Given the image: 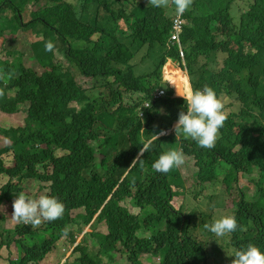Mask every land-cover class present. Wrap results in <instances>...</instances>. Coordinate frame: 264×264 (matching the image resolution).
I'll use <instances>...</instances> for the list:
<instances>
[{
  "label": "trees",
  "instance_id": "1",
  "mask_svg": "<svg viewBox=\"0 0 264 264\" xmlns=\"http://www.w3.org/2000/svg\"><path fill=\"white\" fill-rule=\"evenodd\" d=\"M28 7L30 18L25 20ZM175 15L174 5L156 8L140 0H0V35L8 55L0 57V110L14 114L28 103L23 125L0 128L10 141L0 147V173L9 176L0 193V206L22 190L20 183L25 178L51 182L50 188L66 206L62 218L49 222L45 230L37 232L24 225L29 231L23 238L17 241L9 236L5 246L18 243L21 254L20 261L9 264L39 260L64 233L76 241V234L65 232V225L72 222L82 232L92 216L83 219L78 213L72 218L70 212L84 205L94 210L117 184V197L105 206L99 220H110L118 228L134 217L123 204L128 197L134 206L145 204L146 219H152L163 201L166 223L157 225L165 228L162 242L173 240V247L177 239V260L167 256L164 264H186L185 254L192 248L187 239L197 242L193 237L197 225H192L195 214L190 211L184 216L169 203L174 195L183 194L184 182L176 176L175 168L176 175L162 177L167 189L163 188L152 167L162 153L175 146H163L158 139L141 157L143 164L133 165L120 182L142 141L170 126L186 107L182 97L172 96L173 90L163 78V66L169 58L183 61L181 45L188 68L202 65L211 70L212 81L195 80L194 88L212 86L222 91L225 100L227 120L220 128L217 146L205 149L184 142L185 152L197 151L200 170L196 173L202 189L211 191L224 182L226 190H231L240 172L255 183L251 197L243 188L238 190L231 214L238 228L220 239L221 244L231 253L250 243L264 252V0H193L182 15L186 25L181 45L171 38ZM20 29L32 35L24 50L18 47ZM8 34H12L9 39ZM48 42L53 44L51 51L46 50ZM141 52L149 54L151 65L144 73L136 72L133 63ZM211 53L224 56L218 70L209 60ZM75 72L95 79L96 84L90 89L83 87ZM166 75L183 93L184 85L176 77L181 78L168 68ZM195 76L192 72V78ZM159 88L165 89L164 95L153 99ZM230 99L237 104L236 109L231 108ZM148 100H152L151 108L140 109ZM95 140L102 143L99 148ZM219 148L221 152L216 154ZM101 152L114 160L97 163V153ZM4 154H12L16 164L6 166ZM255 171L261 174L251 177ZM146 180L150 185L141 188V194L131 191ZM123 209L126 214L121 213ZM3 222L0 217V231ZM48 232L52 239L45 240L44 250L37 248ZM103 247L107 245L103 243ZM78 248L83 254L73 264H101L100 259H91L85 240Z\"/></svg>",
  "mask_w": 264,
  "mask_h": 264
},
{
  "label": "clouds",
  "instance_id": "2",
  "mask_svg": "<svg viewBox=\"0 0 264 264\" xmlns=\"http://www.w3.org/2000/svg\"><path fill=\"white\" fill-rule=\"evenodd\" d=\"M140 1L143 3H147L148 1V4L156 8H168L174 5L176 15L173 17V31L171 38L173 40H176V42L181 45L180 37L186 25V20L184 19V17H182V15L190 9L191 5L193 4V0H144L145 2L143 0ZM177 20H181L182 26L178 30V38L174 39L173 35L176 32L175 24ZM148 45L151 46L152 44ZM45 47L46 50L51 51L53 48V44L51 42H48L46 43ZM180 50V53L183 57L182 62L175 61L172 58H169L168 60L179 62L181 66L180 72L185 76L186 84L189 86L188 88L186 85H184L186 93L178 92L177 94L179 96L174 95L175 87L177 88V86L174 85V83H172L167 77V72L164 68L168 60L163 66V78L165 83L172 88V96L182 97L186 103V107L184 109L181 108L179 114H176V117L170 126L163 127L157 133L151 134L150 138H147L146 140L142 141V147L140 148L137 157L133 160L132 165L127 169V171L121 175L120 182L124 180L129 169H131L133 165H135L136 163H140L141 165L143 164V159H141V157L145 152L149 151L151 145L158 139V142L162 141L163 146H175L172 147V149H170L169 151L162 153L152 165L155 171V177H157L162 183L163 188H166V186L162 182V177L167 176L168 178V176L171 174L176 175V173L173 171L175 168H178V174L176 176L180 179V181H183L185 185L182 170L179 168L185 163V158L186 161H189V158L195 160V164L198 166L197 171L200 170L199 164L197 163V159L195 157V153L197 151H194L192 154H188L187 152H185V141L188 140L192 145H196L197 147L205 149H213L218 144V140L221 135L220 128L223 127L224 122L227 120V114L224 110L225 100L222 101V91L214 89L212 86L209 85L204 86L202 89H195V85L193 83V81L195 80L212 81V77H210L209 75L211 70L209 68L204 69L202 65H196L193 69L188 68L186 60H184L185 53L182 45L180 47ZM141 54L148 58L149 54L144 52L139 53L137 56ZM211 54V57L215 56L214 53ZM211 57L209 58V60L216 67L215 62ZM135 58L133 59V63L135 64V69L137 72L138 67L134 62ZM143 66L147 67L144 70H139V73H144L142 71L146 72V70H149L151 68L149 60H147L146 64ZM192 72H195L197 76L192 78ZM164 92L165 89L163 88L157 89L153 92V99L162 97L164 95ZM0 95H3L2 91H0ZM140 95L143 96L144 94L141 93ZM151 101H144L143 106H141L140 109H143L144 107L151 108ZM232 105L236 107L234 104ZM160 112L163 113V109H160ZM143 129L144 126H142L139 131L143 132ZM256 135L258 136L259 133H256ZM174 138L178 142L172 141V139ZM168 142H175V144L170 145L167 144ZM220 152L221 148L216 150V154H219ZM144 170L147 171L146 168ZM149 185V180L142 181L139 182L136 187H133L131 191L133 193H140L141 188H147ZM118 188L119 184H117L110 192L105 194L104 202L97 206L94 210H89L85 205L83 209H77L79 210L78 213L82 214L83 219L89 216H92V219L86 225L83 226L82 232H80L81 236L79 240L78 236H76V241H71V243H69V241L63 239L65 233L60 237L59 240L65 242V245L67 246V250L65 252V260L61 264H67L69 258L73 255L77 254V257H80L83 254L81 249L78 248V246L83 240H85L86 243L89 245L91 259L93 260L98 258L101 260V264H103L105 258H109L112 261V259H115L118 254H120L121 256H125V258H127L126 261H128L129 264H138V261H140V264H148L146 259L143 257L144 255L154 256L156 258L154 264H164V259L167 256L174 257L177 260V239H175L173 247V240L168 243H163L162 237L164 233L163 230L165 228H158L157 226L159 224L166 223L167 206L163 201L160 204V210L158 215L152 219H146L147 210L145 204L141 207L134 206L131 202V197H128L123 204L133 215H135L134 217L122 223L118 228H116L115 223L111 222L110 220L107 221L105 218L99 220L100 215L105 206L117 197V193L119 191ZM170 189H168L166 192H169ZM50 190V193L42 194L38 198H33L23 191L19 192L17 197L13 201V212L11 215L12 219L16 223H22L23 227L25 225L26 228L30 229L38 228L43 222H53L57 219H61L66 206L60 198L56 197L58 196L55 195L56 192H54L51 188ZM175 196L176 195H174L171 200H169V203H171L172 205V200ZM174 208L176 211L182 212L184 216H186L190 211H192L195 215L197 212V208H193L190 211H183L181 208L176 209L175 206ZM121 213L126 214L127 211L123 209L121 210ZM231 214L222 215L219 218L214 219L212 223L208 221V224H206L205 227L215 236L222 239L224 236L235 232L238 228L237 219L235 215ZM210 217L211 213L208 214L207 218L209 219ZM94 219L95 221L93 224H95V230L91 234L94 236L95 239H92L94 240V243L93 245H90L88 243L89 239L86 238V233L84 231L85 228L89 226V224ZM102 223L105 224L107 227L106 232H103L98 229L99 225ZM74 225L75 224L70 222V226ZM32 230L39 232V229ZM49 235L50 232L49 234H45L41 241L48 240ZM51 239L52 236L49 240ZM59 240L56 239L55 241H53L50 244L49 249L51 250L52 245L55 246L57 241ZM187 240H190L192 242V248L187 254H185L184 263L186 264H203L204 261H208L210 258H212L213 262L211 264H264V252H262L261 249L255 244L250 243L244 248L233 250V252L231 253V250L228 248V246L222 245L220 242V245L209 253L206 251L205 247L201 242H196L191 239ZM103 243L107 245V248L103 247ZM95 244L97 245V247L95 246ZM56 249L60 248L58 247ZM202 249L203 251H205L204 254L202 252ZM29 250L34 252L33 247H30ZM44 258L45 257L43 256L40 259L43 260ZM16 261H20V256ZM31 261L36 262L38 260Z\"/></svg>",
  "mask_w": 264,
  "mask_h": 264
},
{
  "label": "rangeland",
  "instance_id": "3",
  "mask_svg": "<svg viewBox=\"0 0 264 264\" xmlns=\"http://www.w3.org/2000/svg\"><path fill=\"white\" fill-rule=\"evenodd\" d=\"M144 1V0H143ZM145 2V1H144ZM148 4V1H147ZM24 19L29 20L30 18V7L24 10ZM18 47L20 50L25 49L26 43H31L32 35L30 34L29 30H23L20 29L18 31ZM12 34H8L6 36L7 39L10 38ZM40 36V35H37ZM42 38V37H41ZM6 42L4 40V37L0 35V57L1 58H7L8 55L4 49V46L2 43ZM152 46V45H151ZM151 56L154 55L153 50L151 49ZM223 55H220V57L212 56L211 58L214 60L216 68L219 69L221 66H223ZM12 60V56L9 57ZM148 58L146 56H143L142 54L137 56L134 60V62L137 65V72L139 70L146 69L147 66H143L146 64V61ZM148 63V62H147ZM27 64V63H26ZM167 64V65H166ZM165 64L164 68L167 72V68L169 66L174 67L178 72L181 70V66L179 62L175 61H169ZM142 66V67H141ZM140 67V68H139ZM163 68V72H164ZM148 71V70H146ZM145 72V71H142ZM180 73V72H179ZM181 74V73H180ZM76 79L78 82L85 88L90 89L93 87L96 82L95 79L86 77L78 72H75ZM177 89V91H176ZM107 91V90H106ZM181 93L178 90V87H175V94L176 96H179L177 93ZM183 93H186V89H182ZM138 93H134L133 95H137ZM232 104H234L236 107H231L232 109L237 108V104L234 103L232 99ZM76 104V103H74ZM22 110L14 113V114H7L0 110V128L1 127H11V126H17L20 124H24L25 117L27 115V108L28 103L22 105ZM3 133H0V147H3L5 145H8L10 141L3 136ZM93 143H98L97 148H99L102 143L100 144V141H94ZM167 144L173 145L175 142H168ZM4 162L5 165L8 167L14 166L16 162L13 160L12 154H4ZM107 159V155L103 152L97 153L95 161L97 163H101L102 161ZM108 161L114 160V157H110L107 159ZM182 170V174L185 181V186L182 188L181 193L182 195H176L172 203L176 207V209H182L183 211H190L193 208H197L196 215L192 219V225L195 222L197 224L196 230L193 234V237L203 244L207 252H212L217 246L220 245V238L215 236L213 233H211L205 225L208 224V221L212 223L214 219L219 218L222 215H228L231 214L233 208H234V200L238 198V190L240 188H243L246 192V195L248 197H251L255 191V183L253 180H250L247 176L242 175L240 172L236 178V180L233 181V188L231 190H226L227 184L224 182H221L220 185L216 186L215 189L208 191L206 189H202L201 184L199 183L198 173L196 171L198 170V166L195 164V160L192 158H189V161H186L185 163L179 167ZM261 172H254V175H250L251 177L259 176ZM9 181V176L6 174L0 173V193L2 190V187ZM40 182L30 180L29 178H25L23 182H21V188L22 190L16 191L11 195V198L7 199V201L3 202L0 206V217L4 219L3 226L0 231V245L2 242L4 245L2 246L0 250V264H9V262L12 263V261H16L18 257L21 255L19 254V244L12 242L9 246H5L8 242L9 236H12L14 240L21 239L24 237V233L28 232L29 230L25 229L23 227L22 223H16L11 215L13 212V201L17 197L18 193L23 191L26 194L30 195L33 198H38L42 194H48L51 192L50 185L51 182H46V180L39 178ZM58 197V196H56ZM59 198V197H58ZM79 210H72L70 212V216L72 218H76ZM211 213V217L208 219V214ZM95 219L85 228L86 238L89 239L88 243L90 245H93L95 239L94 236L91 234L95 230V224H93ZM49 222H43L41 226L38 228H32V229H39V230H45L48 226ZM99 230L106 232L107 227L105 224H100L98 227ZM19 230L20 232L12 235L13 231ZM66 231H73L76 236H78V240L80 239V232L77 229L76 225L70 226L69 224L65 225L64 228ZM49 234V232H48ZM51 238V234L48 236V240ZM63 239L69 241L71 243V240L69 238V234L65 233ZM97 247V245L95 244ZM60 249H56V248ZM40 248L42 250L45 249V241H43L40 245ZM67 250V246L65 245V242H62L61 240L57 241L56 245H52V249L46 250L44 254V259H39L36 262H32L31 260L28 261V264H61L65 260V252ZM203 252V250H202ZM24 254V253H23ZM120 256V257H119ZM21 257V256H20ZM77 257L76 255H73L69 258L67 264H72L73 260ZM148 264H154L155 263V257L154 256H143ZM42 260V261H41ZM127 258L125 256H121L118 254V256L115 257V259H112V261L109 258H105L103 264H129L128 261H126ZM146 263V262H144ZM213 263L212 258H210L208 261H204L203 264Z\"/></svg>",
  "mask_w": 264,
  "mask_h": 264
},
{
  "label": "bare ground",
  "instance_id": "4",
  "mask_svg": "<svg viewBox=\"0 0 264 264\" xmlns=\"http://www.w3.org/2000/svg\"><path fill=\"white\" fill-rule=\"evenodd\" d=\"M168 69L171 70V71H173L177 76H179L182 80L179 79V78H177V77L175 76L176 79H177L178 81H180L183 85H186V86L189 88V86L186 84V78H185V76H184L180 71H179V72H180L181 74H180V73H179L174 67H172V66H169ZM184 89H185V88H184Z\"/></svg>",
  "mask_w": 264,
  "mask_h": 264
},
{
  "label": "built area",
  "instance_id": "5",
  "mask_svg": "<svg viewBox=\"0 0 264 264\" xmlns=\"http://www.w3.org/2000/svg\"><path fill=\"white\" fill-rule=\"evenodd\" d=\"M181 26H182V22H181V20H177L176 21V24H175V28H176V32H175V34L173 35V38L174 39H177L178 38V35H179V28H181Z\"/></svg>",
  "mask_w": 264,
  "mask_h": 264
}]
</instances>
